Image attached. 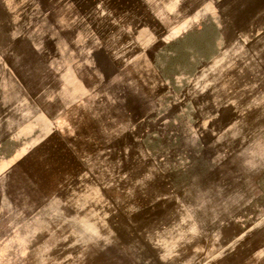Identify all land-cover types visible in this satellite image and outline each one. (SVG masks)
Wrapping results in <instances>:
<instances>
[{
	"label": "rangeland",
	"instance_id": "rangeland-1",
	"mask_svg": "<svg viewBox=\"0 0 264 264\" xmlns=\"http://www.w3.org/2000/svg\"><path fill=\"white\" fill-rule=\"evenodd\" d=\"M0 264H264V0H0Z\"/></svg>",
	"mask_w": 264,
	"mask_h": 264
},
{
	"label": "crops",
	"instance_id": "crops-1",
	"mask_svg": "<svg viewBox=\"0 0 264 264\" xmlns=\"http://www.w3.org/2000/svg\"><path fill=\"white\" fill-rule=\"evenodd\" d=\"M50 122H51V127H52V131H57V130H59L58 129V126H57V122H59V118L58 117H52L50 120H49ZM164 209V206H160V207H156V209H155V211L157 212V213H160L162 210Z\"/></svg>",
	"mask_w": 264,
	"mask_h": 264
}]
</instances>
